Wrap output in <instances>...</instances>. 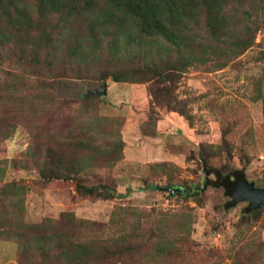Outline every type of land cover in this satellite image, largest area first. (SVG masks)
<instances>
[{
	"label": "rangeland",
	"instance_id": "374dc122",
	"mask_svg": "<svg viewBox=\"0 0 264 264\" xmlns=\"http://www.w3.org/2000/svg\"><path fill=\"white\" fill-rule=\"evenodd\" d=\"M252 19L259 29L251 47L236 54L220 48L206 54L207 63L196 62L179 72L174 94L185 112L156 102L152 80L114 81L110 75L100 79L109 69L84 64V58L75 71L53 68L56 86L51 91L66 103L27 104L25 116L12 119L10 135L0 140V161L7 162L0 163L5 167L0 184L26 181L27 189L14 196L18 204H24L21 218L40 222L72 211L92 227L82 230L81 236L147 232L156 235L155 240L162 237L165 251H158L154 244L143 264H264V205L252 208L260 210L256 216L248 200L228 207L231 198L222 187L204 186L192 196L186 190L180 196L161 189L171 184L192 189L237 169H243L257 188H264L262 9L255 10ZM197 30V38L204 41V30ZM18 74L21 70L0 46V107L20 105V100L15 101L22 87ZM79 75L83 77H75ZM30 79L34 88L27 91L33 96L39 87L35 76ZM104 84L108 85L106 95L88 99L93 89ZM2 112L11 117L13 106ZM40 123L47 130H57L62 140L69 132L59 129L71 127L69 137L84 130L96 137L105 152L117 148L112 162L89 163L79 174L83 183L98 187L106 197L80 195L72 179L43 183L31 159L42 131ZM24 160H30L28 169L21 168ZM0 264H18L15 242L0 239Z\"/></svg>",
	"mask_w": 264,
	"mask_h": 264
},
{
	"label": "trees",
	"instance_id": "16d2710c",
	"mask_svg": "<svg viewBox=\"0 0 264 264\" xmlns=\"http://www.w3.org/2000/svg\"><path fill=\"white\" fill-rule=\"evenodd\" d=\"M257 9L264 14V0H0V46L8 50L9 59L21 70L18 75L22 83L15 99L20 105L13 102L0 107V140L10 135L12 119L25 116L27 104L38 107L51 100L55 104L65 102L51 91L56 86V75L51 71L57 66L63 72L75 71L82 58L84 64L109 69L100 79L110 75L114 81H154L151 93L156 102H166L169 107L173 104L174 110L185 112L174 94L179 72L196 62L207 63L206 54L220 48L236 54L251 47L259 29L252 19ZM197 29L204 30V41L197 38ZM127 55L132 57L128 60ZM47 74L53 79L46 80ZM32 76L37 78L39 89L30 96L27 90L33 87ZM10 106L14 109L11 117L2 112ZM40 128L31 159L43 183L72 179L80 195L106 197L98 187L83 183L79 174L89 163L112 162L110 157L118 153L117 148L105 152L88 131L69 137L71 127L59 129L69 132L62 140L57 130H47L43 123ZM29 161L24 160L21 168L28 169ZM4 170L0 167V174ZM244 178V170L237 169L232 175H218L203 186L185 190L192 196L200 194L204 186L222 187L231 198L228 207H232L237 205L234 193ZM26 187V181L20 179L0 184V239L17 244L18 264H143L154 244L158 251H165L162 237L155 240L156 235L147 232H123L109 238L81 236L82 230L92 227L72 211H63L58 218L27 222L21 218L23 202L20 205L14 200ZM175 193L184 196L181 191ZM248 208L252 211L251 204ZM251 211L245 212L246 216ZM252 212L258 216L260 210Z\"/></svg>",
	"mask_w": 264,
	"mask_h": 264
},
{
	"label": "water",
	"instance_id": "95a60500",
	"mask_svg": "<svg viewBox=\"0 0 264 264\" xmlns=\"http://www.w3.org/2000/svg\"><path fill=\"white\" fill-rule=\"evenodd\" d=\"M107 89L108 85L104 84L100 87L93 89L91 91V94L94 96L101 97L107 94ZM161 189L168 190L172 193L185 191L183 187L175 186L172 184L168 187H163ZM234 197L236 201L248 200L251 202V206L253 209L258 208L264 205V188H257L254 182H250L247 178H244L239 182L238 187L234 193Z\"/></svg>",
	"mask_w": 264,
	"mask_h": 264
},
{
	"label": "crops",
	"instance_id": "0c3cea01",
	"mask_svg": "<svg viewBox=\"0 0 264 264\" xmlns=\"http://www.w3.org/2000/svg\"><path fill=\"white\" fill-rule=\"evenodd\" d=\"M108 93V92H107Z\"/></svg>",
	"mask_w": 264,
	"mask_h": 264
}]
</instances>
